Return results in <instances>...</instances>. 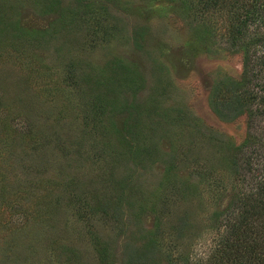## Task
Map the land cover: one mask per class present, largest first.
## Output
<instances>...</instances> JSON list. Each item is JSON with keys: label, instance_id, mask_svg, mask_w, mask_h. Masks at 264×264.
<instances>
[{"label": "rangeland", "instance_id": "374dc122", "mask_svg": "<svg viewBox=\"0 0 264 264\" xmlns=\"http://www.w3.org/2000/svg\"><path fill=\"white\" fill-rule=\"evenodd\" d=\"M0 12V264L217 261L225 206L258 179L240 181L248 105L225 14L179 0ZM256 25L245 43L264 57ZM226 88L235 96L212 98ZM249 107L263 174L264 67L262 112Z\"/></svg>", "mask_w": 264, "mask_h": 264}, {"label": "trees", "instance_id": "16d2710c", "mask_svg": "<svg viewBox=\"0 0 264 264\" xmlns=\"http://www.w3.org/2000/svg\"><path fill=\"white\" fill-rule=\"evenodd\" d=\"M179 1L184 8L192 9L193 6L199 7L203 11L219 9L223 12L227 19L226 31L229 42L242 51L241 80L237 85L238 88H242L243 92H237V96L248 106L245 110L244 137L235 146L234 150L236 154L245 156L243 159L244 164L242 163L243 165L241 164L239 167L240 181L242 183L252 182V179L247 182L243 174V172L245 174L250 173V169L251 171L254 169L258 175V179L256 178L252 183L249 193L240 198H233L225 206L227 208V212H224L226 213L225 218H228L229 221L224 227L225 234L219 240L220 244L216 246L217 251H214L213 258H218V260L214 262L212 260L209 264H264V173H261L262 169L252 167V161L262 157V137L257 140L250 131L253 119L249 107L257 104L262 112V67H264V57L262 52L258 53L254 50L255 44H252V41H250V44L245 43L246 39L250 37L248 36L249 30L247 27L249 25L258 27L259 25L256 24H264V0ZM1 14L2 12H0V20L7 21L2 18ZM259 40L262 43V39ZM248 86L254 88L256 93L251 92L249 94ZM225 91L224 95L219 90L214 91L212 98L220 102V99L224 101L230 96L231 98L235 96L230 88H226ZM257 91H260V93H257ZM225 107L227 106L223 107L224 111L229 112L230 108ZM212 183L211 180L208 185ZM161 204L165 205L166 203L163 201Z\"/></svg>", "mask_w": 264, "mask_h": 264}]
</instances>
